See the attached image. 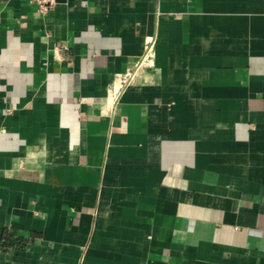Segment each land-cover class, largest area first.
<instances>
[{"label":"crops","instance_id":"crops-1","mask_svg":"<svg viewBox=\"0 0 264 264\" xmlns=\"http://www.w3.org/2000/svg\"><path fill=\"white\" fill-rule=\"evenodd\" d=\"M0 264H264V0H0Z\"/></svg>","mask_w":264,"mask_h":264},{"label":"built area","instance_id":"built-area-1","mask_svg":"<svg viewBox=\"0 0 264 264\" xmlns=\"http://www.w3.org/2000/svg\"><path fill=\"white\" fill-rule=\"evenodd\" d=\"M36 6V9L40 13H44L49 10L55 3L56 0H29Z\"/></svg>","mask_w":264,"mask_h":264}]
</instances>
